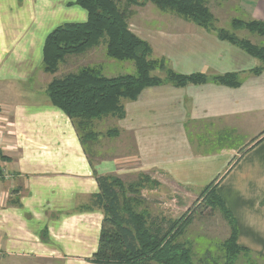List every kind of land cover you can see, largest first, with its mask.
Instances as JSON below:
<instances>
[{"label":"crops","instance_id":"1","mask_svg":"<svg viewBox=\"0 0 264 264\" xmlns=\"http://www.w3.org/2000/svg\"><path fill=\"white\" fill-rule=\"evenodd\" d=\"M76 1L0 0V264H95L104 219L90 208L99 192L96 173L141 172L167 177L187 196L216 181L244 250L234 264H264V63L214 29L185 20L140 24L135 14L130 31L151 45L155 60L209 81L165 83L123 100L126 115L117 119L115 137L131 136L138 166L96 161L106 155L87 153L73 122L53 106L43 65L46 39L58 24L88 21ZM239 1L212 9L218 28L226 8L234 12L230 24L264 21V0ZM235 30L241 39L262 37ZM227 74H238L241 85L212 80ZM97 139V149L108 141Z\"/></svg>","mask_w":264,"mask_h":264},{"label":"trees","instance_id":"2","mask_svg":"<svg viewBox=\"0 0 264 264\" xmlns=\"http://www.w3.org/2000/svg\"><path fill=\"white\" fill-rule=\"evenodd\" d=\"M76 3L88 12L89 19L84 23H66L48 35L43 58L45 72L52 75L58 73L60 65L68 57L83 55L98 47L103 40L108 57L131 61L136 67L134 75L115 78L103 76L97 68L84 67L76 73L55 78L49 84L48 94L53 106L73 122L87 153L88 146L103 135L96 130V121L125 117L123 100L136 101L145 89L165 83L184 87L209 81L204 75L177 74L166 66L164 59L155 60L151 45L132 33L129 27L134 16L132 8L152 3L162 11H172L186 21L212 30L214 18L207 0H126L122 6L118 0H77ZM232 26L264 37V21L233 20ZM217 34L220 39L238 45L264 63V47L223 30ZM261 71L262 68H259L254 73ZM155 72L164 73L165 78L155 75ZM212 80L230 87L241 85L238 74L217 76ZM116 133L117 130L113 129L104 135L112 137ZM96 179L99 192L93 197L90 208L101 210L104 219L99 246L91 259L93 263L198 264L192 245L180 240L191 220L185 215L176 220L152 216L142 208L139 189L150 177L143 175L137 183L131 184H126L116 175L96 173ZM215 183L205 187L201 196L206 200L205 207L213 212L219 210L231 227L230 238L222 249L226 264H234L244 250L238 245L236 220L218 194Z\"/></svg>","mask_w":264,"mask_h":264},{"label":"rangeland","instance_id":"3","mask_svg":"<svg viewBox=\"0 0 264 264\" xmlns=\"http://www.w3.org/2000/svg\"><path fill=\"white\" fill-rule=\"evenodd\" d=\"M118 1L122 6L125 4L126 0ZM233 2L237 5L241 3L239 0H207V5L212 12V9H214L215 6L220 5L226 7L227 5H232ZM149 4H151L150 8H132L134 10V15L136 14V22L142 24L148 21L153 23L184 20L172 11H162L154 4ZM225 12L226 16L218 18V25L220 28L214 23L216 18L213 15L214 21L211 26L212 29L217 32L223 30L226 33L234 34L237 38L241 39L242 35L235 33V28L230 24L234 13L233 10L229 11L228 8H226ZM59 25H61V23L57 26L59 27ZM248 39H250V42L252 41L253 43L264 46V37L248 36ZM84 67L97 68L100 73L107 78H115L122 75H134L136 73V67L133 62L117 61L108 57L105 40H103L98 47L83 55L68 57L66 62L60 65L58 73L53 76L52 74L49 75L50 73L44 74L46 76L45 78L47 80L50 79V82H52L55 78H61L67 74L76 73ZM155 75L160 76L161 78L165 77L162 76V73L160 72H155ZM116 121L117 118L112 117L96 121V130L103 134L102 136L107 137L108 141L103 142L98 149L97 147H94V143L89 145L88 148L91 151L97 150L100 155H106L98 157L96 161H99L98 159H101V157H111L107 158V160L121 159L122 163L120 167L123 169H136L138 165L135 159V147L131 136L124 135L123 137L119 136L116 139L117 136L108 137L104 135L107 131L115 129ZM109 154H112V156ZM92 157L95 158V155ZM143 175L150 177V180H147L144 186L139 189V199L143 202L142 208L147 209L152 216H159L170 220L179 219L183 215L187 216V219L191 220V223L185 229L180 240L192 245L194 258L198 261V264L199 262L202 264H226L222 246L230 238V235L227 233L229 232V234H231V227L225 220L223 214H221L219 210L213 212L210 208L208 209L205 207L207 206V203H205L206 200L202 198L201 194L198 196H187L184 190L177 188L167 177H162L159 173L145 174L141 172L138 176L133 174L128 177H118L126 184H131L137 183ZM189 210H193L192 213L188 214L187 212ZM198 211H200L201 214L198 213ZM229 227L230 230L228 229Z\"/></svg>","mask_w":264,"mask_h":264}]
</instances>
